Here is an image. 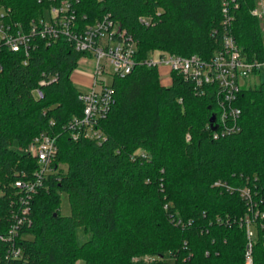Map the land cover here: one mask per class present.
Instances as JSON below:
<instances>
[{
    "label": "trees",
    "instance_id": "obj_1",
    "mask_svg": "<svg viewBox=\"0 0 264 264\" xmlns=\"http://www.w3.org/2000/svg\"><path fill=\"white\" fill-rule=\"evenodd\" d=\"M1 2L15 20L40 9L37 0ZM239 2L233 33L247 57L262 59L264 20L251 13L259 0ZM79 11L89 19L110 13L136 42L137 59L153 50L207 59L221 48V0H79ZM83 56L66 40L41 42L29 57L0 52V236L19 206L16 180L38 167L25 148L41 132L59 134L56 169L33 196L32 224L21 227L24 256L7 260L0 237V264H244L238 220L246 204L214 183L250 186L264 209V81L241 90L242 130L214 139L212 93L196 94L175 72L164 85L157 67L137 66L113 79L102 136L73 140L63 125L83 114L71 81ZM43 73L57 78L37 99L32 91ZM62 192L68 215L59 211ZM79 226L92 231L82 244ZM255 228L254 261L264 264V228Z\"/></svg>",
    "mask_w": 264,
    "mask_h": 264
},
{
    "label": "built area",
    "instance_id": "obj_2",
    "mask_svg": "<svg viewBox=\"0 0 264 264\" xmlns=\"http://www.w3.org/2000/svg\"><path fill=\"white\" fill-rule=\"evenodd\" d=\"M40 6L35 17L28 20H15L11 16V8L0 0V52H22L29 57L32 50L41 42L46 44L58 40H66L84 56L95 59V74L92 86L80 91L79 98L83 102V114L68 120L63 129L73 140L80 138L95 139L103 134L102 121L110 113L115 102L113 79L130 74L137 66H165L172 73L183 76L190 81L195 93L206 95L212 93L217 105V113L213 126V138L220 139L242 130L240 119L241 108L237 105L245 79L251 75L260 76L264 72V58H249L238 45L233 33L236 11L240 7L239 0H221V48L209 58L198 54L180 55L164 52L158 59L148 55L137 59V44L132 36L127 35L118 20L110 13H104L95 19L79 11V0H37ZM45 11H48L46 15ZM254 16L264 17V0L251 10ZM27 62V58L25 59ZM105 75L112 80L106 83ZM56 75H46L39 80L33 89L35 98L44 97V86L56 80ZM212 116V115H211ZM59 134L41 132L25 148L38 161L33 177L18 179L15 186L19 189V206L13 211V220L7 233L1 239L8 243L5 258L21 260L24 256L18 244L21 227L30 226V204L34 194L42 186L48 174L55 171L54 165L58 153ZM216 186L237 191L244 200L247 212L238 223L245 229L247 242L245 246L244 264H255L254 242L256 228H264V209L250 186H231L223 181H216ZM208 254V252H207ZM24 264H28L24 262Z\"/></svg>",
    "mask_w": 264,
    "mask_h": 264
},
{
    "label": "rangeland",
    "instance_id": "obj_3",
    "mask_svg": "<svg viewBox=\"0 0 264 264\" xmlns=\"http://www.w3.org/2000/svg\"><path fill=\"white\" fill-rule=\"evenodd\" d=\"M45 13L46 15H48V11H45ZM263 32H264V26H263ZM161 53L162 52H160L159 50H153L149 52V55L154 57L155 59H158ZM94 66H95V59L93 57L83 56L82 58H80L78 65L71 73V81L79 90L81 91L87 90L89 87L92 86L93 80L90 78L91 76L90 72L92 71V69H94ZM104 78L106 80V83H110L112 80L111 75H105ZM160 78L163 84L165 85H168L171 82L169 75L164 71ZM245 81H246V85H248V83L257 85L261 81H264V72H262L260 76L251 75L247 79H245ZM61 166H63L65 169L67 168L66 164H62ZM59 211L62 215H68L71 211L69 197L66 192H62L60 194ZM75 234H76L77 243L82 244L91 237L92 231L90 228L87 229L85 226H79L77 227ZM76 264H93V263L86 262L84 259H79L77 260Z\"/></svg>",
    "mask_w": 264,
    "mask_h": 264
},
{
    "label": "crops",
    "instance_id": "obj_4",
    "mask_svg": "<svg viewBox=\"0 0 264 264\" xmlns=\"http://www.w3.org/2000/svg\"><path fill=\"white\" fill-rule=\"evenodd\" d=\"M80 60V59H79ZM79 62V61H78ZM78 65V64H77ZM158 71H159V75H160V77H161V75H162V73H163V71L164 72H166L168 75H169V77H170V81L172 82V78H171V76H170V70H169V68H167V67H165V66H160L159 68H158ZM91 74V76H90V78L92 79V80H94V74H95V66H94V69H92V71L90 72ZM160 81H161V83L163 84V82H162V80H161V78H160ZM171 82L168 84V85H170L171 84ZM165 85V84H164ZM90 88V87H89ZM88 88V89H89ZM87 89V90H88ZM81 91V90H80ZM82 91H86V90H82Z\"/></svg>",
    "mask_w": 264,
    "mask_h": 264
},
{
    "label": "water",
    "instance_id": "obj_5",
    "mask_svg": "<svg viewBox=\"0 0 264 264\" xmlns=\"http://www.w3.org/2000/svg\"><path fill=\"white\" fill-rule=\"evenodd\" d=\"M214 119H215V115L212 114V116H211V118H210V122L212 123V122L214 121Z\"/></svg>",
    "mask_w": 264,
    "mask_h": 264
}]
</instances>
